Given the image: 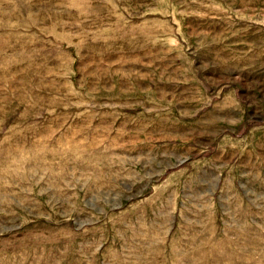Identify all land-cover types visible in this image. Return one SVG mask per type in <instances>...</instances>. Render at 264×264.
<instances>
[{
    "label": "rangeland",
    "instance_id": "obj_1",
    "mask_svg": "<svg viewBox=\"0 0 264 264\" xmlns=\"http://www.w3.org/2000/svg\"><path fill=\"white\" fill-rule=\"evenodd\" d=\"M0 264H264V0H0Z\"/></svg>",
    "mask_w": 264,
    "mask_h": 264
}]
</instances>
